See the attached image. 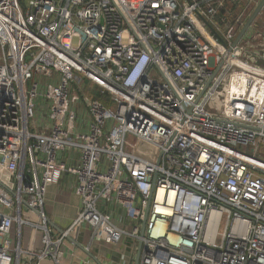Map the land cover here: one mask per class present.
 Returning <instances> with one entry per match:
<instances>
[{
  "label": "built area",
  "instance_id": "1",
  "mask_svg": "<svg viewBox=\"0 0 264 264\" xmlns=\"http://www.w3.org/2000/svg\"><path fill=\"white\" fill-rule=\"evenodd\" d=\"M258 1L0 0V166L19 182L15 198L0 188V264H61L83 226L140 240L138 264H264V42L232 46ZM64 172L80 208L54 234L44 198ZM22 199L41 222L24 253Z\"/></svg>",
  "mask_w": 264,
  "mask_h": 264
},
{
  "label": "crops",
  "instance_id": "2",
  "mask_svg": "<svg viewBox=\"0 0 264 264\" xmlns=\"http://www.w3.org/2000/svg\"><path fill=\"white\" fill-rule=\"evenodd\" d=\"M35 123L36 121L34 119L31 125H35ZM31 130L35 133L45 132L42 129L36 128H32ZM76 158H74V160L69 159V161L66 162L71 165L72 163H75ZM17 173H19V169ZM74 184L75 180L73 175L68 172H64L61 174L56 183L50 185L47 188L44 198L43 211L46 214L47 219L51 222V225L49 226L54 231V234H59L60 230L66 229L79 211L80 199L74 193ZM18 185V179L15 176H8L0 166V188L9 196L15 198ZM22 206L26 209V211H29L27 206L22 204V202L20 205L21 211ZM12 210L13 209L10 208L9 210L5 209L4 211H10V213H12ZM116 214H118V209H116ZM116 220H118V215L116 216ZM39 236L40 234L38 235L37 233L31 234L30 236V229H24V226L21 228L20 235H18V225L14 223L12 234L13 241L15 245L18 244L20 246L22 253L38 248L40 246ZM71 236L85 248H87V250L91 252L96 259H92L87 253L82 251L80 248L72 244L70 240L65 238L62 246L64 258L61 264H82L85 262L91 264H110L112 261H120L128 256L135 258L136 252L133 251L131 245L126 248L119 247L120 244L118 243L105 244L91 242L90 229L87 226L81 227L78 231L76 230V232L72 233ZM39 264L54 263L52 260L43 259L39 262Z\"/></svg>",
  "mask_w": 264,
  "mask_h": 264
},
{
  "label": "rangeland",
  "instance_id": "3",
  "mask_svg": "<svg viewBox=\"0 0 264 264\" xmlns=\"http://www.w3.org/2000/svg\"><path fill=\"white\" fill-rule=\"evenodd\" d=\"M243 39L251 42V46H249L245 52V58H248V56H255L254 52L258 51L260 49V44L264 42V7L261 9L260 13L254 20L252 26H250L244 33ZM255 61L257 62L258 60L255 58ZM109 108L112 111H115L116 109L114 104H110ZM39 114H40L39 111H37L36 116H39ZM33 121L34 119H30V123H33ZM124 149L126 151L135 153L139 156L148 159H153V156L157 153V148L155 146L130 134H126L125 136ZM22 211L24 213V217L27 218L28 221L33 224V225H24V229L25 228L30 229V236L31 234H35V233L39 235L41 230L35 225L40 224L41 222L37 214L31 211H26V209L23 206H22ZM135 241L136 240H134V238L125 235L121 239V242L118 244H120L119 247L128 248L130 245H133ZM97 243H102V242H97Z\"/></svg>",
  "mask_w": 264,
  "mask_h": 264
},
{
  "label": "water",
  "instance_id": "4",
  "mask_svg": "<svg viewBox=\"0 0 264 264\" xmlns=\"http://www.w3.org/2000/svg\"><path fill=\"white\" fill-rule=\"evenodd\" d=\"M264 7V0H259L257 2V4L255 5V7L253 8V10L251 11V13L249 14L248 18L246 19L245 23L243 24V26L241 27V29L238 31L237 35L235 36L232 46H235L243 37L244 33L246 32V30L252 26L254 20L256 19V17L258 16V14L260 13L261 9ZM160 161V156L157 159V163H159ZM19 172L21 174H23V166L21 165L19 167ZM22 204L26 205L28 207V204L26 203V201L24 199L21 200ZM148 209H149V202L146 206L145 209V216L142 220V224H141V229H140V236H142L143 231H144V226H145V222H146V218H147V213H148ZM34 213H38V210L36 209H31ZM46 223L48 225H51V222L46 219ZM20 227L18 224V233L20 234ZM62 233V230L59 231V234ZM68 240H70L72 242V244H74L75 246H77L78 248H80L82 251H84L85 253H87L92 259H96L94 257V255L89 252L87 250V248H85L82 244H80L77 240H75L72 236H67L66 237ZM140 252H141V241L139 240L137 243V249H136V254H135V258H134V264H138L139 262V258H140Z\"/></svg>",
  "mask_w": 264,
  "mask_h": 264
},
{
  "label": "trees",
  "instance_id": "5",
  "mask_svg": "<svg viewBox=\"0 0 264 264\" xmlns=\"http://www.w3.org/2000/svg\"><path fill=\"white\" fill-rule=\"evenodd\" d=\"M88 94L90 97L100 99L101 101H103L106 104L108 102L107 96L105 94L104 95L100 94L98 91H89Z\"/></svg>",
  "mask_w": 264,
  "mask_h": 264
}]
</instances>
